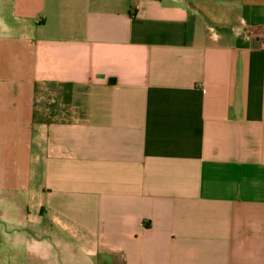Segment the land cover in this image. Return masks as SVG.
Masks as SVG:
<instances>
[{
	"label": "crops",
	"instance_id": "obj_1",
	"mask_svg": "<svg viewBox=\"0 0 264 264\" xmlns=\"http://www.w3.org/2000/svg\"><path fill=\"white\" fill-rule=\"evenodd\" d=\"M264 0H0V264H264Z\"/></svg>",
	"mask_w": 264,
	"mask_h": 264
},
{
	"label": "built area",
	"instance_id": "obj_2",
	"mask_svg": "<svg viewBox=\"0 0 264 264\" xmlns=\"http://www.w3.org/2000/svg\"><path fill=\"white\" fill-rule=\"evenodd\" d=\"M259 45L262 50H264V30L260 31L259 34Z\"/></svg>",
	"mask_w": 264,
	"mask_h": 264
}]
</instances>
